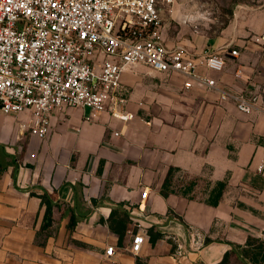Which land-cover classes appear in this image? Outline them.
Masks as SVG:
<instances>
[{"label":"crops","instance_id":"0c3cea01","mask_svg":"<svg viewBox=\"0 0 264 264\" xmlns=\"http://www.w3.org/2000/svg\"><path fill=\"white\" fill-rule=\"evenodd\" d=\"M189 1L162 7V37L169 48L185 46L214 87L196 79L188 87L179 72L137 64L123 72L119 91V110L131 119L56 108L47 139L26 127L29 111L0 112V145L8 153L0 171V264H218L233 245L264 242V173L256 170L264 157V47L257 40L264 0H236L230 14L208 20ZM225 45L239 54L227 53L221 71L208 68L203 55ZM222 91L258 101L242 112ZM44 191L55 202L43 229ZM134 215L151 224L139 252L131 251ZM192 227L206 236L200 250L191 247ZM173 234L186 257H173Z\"/></svg>","mask_w":264,"mask_h":264},{"label":"built area","instance_id":"2783aa9c","mask_svg":"<svg viewBox=\"0 0 264 264\" xmlns=\"http://www.w3.org/2000/svg\"><path fill=\"white\" fill-rule=\"evenodd\" d=\"M175 0H0V111L18 115L29 111L26 127L40 139L51 130L50 115L67 106L104 111L122 120L133 117L119 106L123 72L137 64L158 71L179 72L196 79L198 85L214 87L216 81L197 71V63L182 45L169 48L162 37L161 9ZM264 47V33L257 37ZM238 55L229 45L206 52L203 63L210 69H224L225 55ZM103 55L99 63L97 57ZM231 96L240 111L251 112L257 95L222 91L221 99ZM264 173V157L256 164ZM148 190L142 191L146 197ZM137 232L132 252H139L151 224L134 215ZM191 247L202 249L205 234L191 228ZM175 243L173 257H186L185 243L169 235ZM108 257L115 247L105 250Z\"/></svg>","mask_w":264,"mask_h":264},{"label":"trees","instance_id":"16d2710c","mask_svg":"<svg viewBox=\"0 0 264 264\" xmlns=\"http://www.w3.org/2000/svg\"><path fill=\"white\" fill-rule=\"evenodd\" d=\"M6 156H8V153L5 151V148L2 147V145H0V171L4 170L7 167V161L4 160ZM15 166L17 167V165ZM219 187L220 190L219 192H217L218 197L220 196L222 189L224 188V183L222 182L219 183ZM38 196L42 199V203L45 205V213L42 224V228L44 229L52 222V212L55 201L53 195L47 191H44L42 194ZM76 223H77L76 219L72 216L69 223V228L73 229ZM249 242H252L254 244V247L252 249H250L248 246L242 247L239 245H233V248H231L229 251H227L224 254L223 259L218 264H229L231 255L234 253L235 249L238 250L236 252L237 258L242 262L245 261L246 258H250L253 263L259 262V260L264 262V252H262L264 242L260 240L258 241V243H256L255 239H250ZM258 256L261 257L258 258ZM245 264H247V261H245Z\"/></svg>","mask_w":264,"mask_h":264},{"label":"rangeland","instance_id":"374dc122","mask_svg":"<svg viewBox=\"0 0 264 264\" xmlns=\"http://www.w3.org/2000/svg\"><path fill=\"white\" fill-rule=\"evenodd\" d=\"M235 1L236 0H190L189 2H190V4L194 3L196 6H198L197 11L193 10L192 11L193 13L198 14L199 12H202V14H200V16L202 17L201 19L208 20L209 18L215 19V16L218 17V19L219 18L221 19V16L223 14H230L231 9L234 6ZM190 4L186 5L187 8L191 7ZM164 8L170 9L171 7L165 5ZM183 11L184 10H182V12ZM185 11H188V10H185ZM194 11H196V12H194ZM186 14H188V13H182L180 15V17H182V18L186 17V16L188 17V15H186ZM181 21H182V19H181ZM213 21H216V20H213ZM217 21H219V20H217ZM6 116H9V115H6ZM202 264H205V263H202ZM229 264H245V261L242 262L237 258V255H233V257L230 259Z\"/></svg>","mask_w":264,"mask_h":264}]
</instances>
